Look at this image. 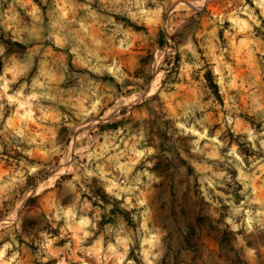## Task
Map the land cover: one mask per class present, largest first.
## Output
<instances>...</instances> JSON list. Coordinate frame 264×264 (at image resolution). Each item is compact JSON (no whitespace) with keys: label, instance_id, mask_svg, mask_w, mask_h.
Segmentation results:
<instances>
[{"label":"rangeland","instance_id":"374dc122","mask_svg":"<svg viewBox=\"0 0 264 264\" xmlns=\"http://www.w3.org/2000/svg\"><path fill=\"white\" fill-rule=\"evenodd\" d=\"M90 18L98 20V30L108 28L121 48L131 41L138 44L139 52L116 76L88 59ZM158 30L165 46L156 44ZM8 35L31 51L6 53L0 39L2 106L5 92L16 84L7 80L10 68L32 82L36 51L44 45L52 51L56 42V142L44 146L54 147L56 160L46 159L39 168L45 169L40 186L52 175L68 176L72 164L92 176L81 185L80 200H97L93 190L99 188L120 198L137 220L139 206L148 201V192L141 194L144 201L139 199L137 187L151 182L156 193L148 196L168 221L171 263L177 264L172 260L177 251L183 264H244L234 252L235 241L231 247L216 246L200 242L197 232L193 245L178 249L182 242L175 227L185 220L184 213L193 222L198 212L211 216L225 232L229 225L237 233L253 222L264 226L255 194L245 189L261 182L264 190V0H0V38ZM205 63L220 99L205 83ZM120 118L123 123L115 129L97 131L98 124ZM7 135L0 130L3 162H10L13 144L20 143ZM235 137L254 154L242 155ZM35 148L30 145L28 151ZM88 194L91 200L83 196ZM63 198L71 201L72 195L66 191ZM56 220V234L66 237L68 228ZM200 226L217 236L221 232L207 219ZM109 227L113 234H131L120 221ZM138 248L139 243L137 258L147 261Z\"/></svg>","mask_w":264,"mask_h":264},{"label":"crops","instance_id":"0c3cea01","mask_svg":"<svg viewBox=\"0 0 264 264\" xmlns=\"http://www.w3.org/2000/svg\"><path fill=\"white\" fill-rule=\"evenodd\" d=\"M95 24L98 20L90 18L89 37L92 44L88 59L93 65H102L107 73L116 76L117 69L124 68L131 58L134 59V53L139 52L138 44L131 41L130 46L121 48L119 41L115 43L110 38L112 32L108 28L98 30ZM231 42L234 45V41ZM52 44V51L46 49L47 45L36 51L38 67L32 82L27 81L26 75L24 80L21 79L23 75L10 68L13 72L7 80L16 81V84L2 97L5 98V105L0 104V130H6L8 138L20 142L13 144L15 155L8 157L10 162L0 160V264H161L162 258L168 254L165 237L168 221L164 213L159 212L155 200L148 196L150 192L156 193L151 182L148 184L146 181L145 188L137 187L141 200L144 196L141 194L148 192V201L145 203L143 200L144 203L139 206L140 216L135 227L138 249L144 252L143 257H147V261L140 263L127 255L132 242L131 234L125 231L113 234L107 229L95 233L93 230L99 217L96 216L99 215L98 207L79 199L81 185L88 184L92 179L89 171L77 170L70 164L68 176L52 175L44 180L46 184L39 185V178L45 170L39 172V168L44 167V160H56L54 147L47 150L44 147L51 143L54 146L56 142V42ZM25 51L30 52L31 47L27 46ZM14 74L16 77L21 75L19 81L16 77L14 79ZM30 145L36 146L33 153L28 151ZM30 158L34 160L27 163ZM36 176L38 178L34 183L32 180ZM248 185L245 189L255 194L258 213L263 215L262 183L252 185L251 189L247 188L251 187ZM66 191L71 193V201L64 200ZM13 210L18 211L9 215ZM60 211H63L64 217L56 216ZM3 217L9 219L3 220ZM56 219H61L59 224L68 228L69 233L64 238L56 234ZM251 224L245 226L243 233L234 232L231 240L236 244L233 249L242 256L241 263L264 264V226L261 221ZM228 227L232 229L231 225ZM198 238L200 242L207 240L220 245L214 233L202 231ZM199 250L203 256L204 245ZM169 264L173 263L170 261Z\"/></svg>","mask_w":264,"mask_h":264},{"label":"trees","instance_id":"16d2710c","mask_svg":"<svg viewBox=\"0 0 264 264\" xmlns=\"http://www.w3.org/2000/svg\"><path fill=\"white\" fill-rule=\"evenodd\" d=\"M129 25H133L135 28H140L139 26H136L132 22L129 23ZM1 41L4 44L5 52L6 53H13L15 51H24L26 49V44L15 40L11 38L9 35L7 37L1 36ZM156 44L157 46H165L166 44V38L164 37L163 33L161 30H158L156 33ZM1 62H2V57L0 56V67H1ZM205 69L203 71V78L205 80V83L207 87L210 89L212 94L217 98L220 99L219 91H218V85L214 79V74L212 69L209 67V64L205 63ZM124 118H120L119 120L107 122V123H101L98 124L97 131L101 132L105 130L106 128H111L115 129L116 127L120 126L123 123ZM230 137L232 138V134H229ZM236 144L238 146V150L242 155H250L254 154L251 148H248L245 146L242 142L236 139L235 137ZM186 171L189 173L191 172V167L187 165ZM91 186V185H90ZM93 194L98 196L97 200H92L93 205H97L100 208V213L99 217L96 220V226L93 228V230L96 232L100 230H105L107 229L110 231L109 225H112L116 222H121V224L124 226V230L126 228L131 229V236L133 239V242L131 243V246L128 250L127 255L129 257H132L133 260H135L137 263H140V260L137 258L136 254L134 253L136 247L138 246V237L136 236L135 232V227H136V219H134L131 215L132 209L126 208L125 206L122 205V201L120 198H117L116 196H112L107 194L105 191L100 190L99 188H95L93 190ZM89 195V194H88ZM83 195L85 197H88L89 200H91L90 195ZM171 208V207H170ZM184 210V209H183ZM203 212H198L194 215L193 222L189 221L187 218V215L184 213V218L185 220L177 221L176 222V233L177 231L179 232L178 238L181 240L182 244L178 247V249L183 245V243H186L185 245H193L192 242V236L195 232H197V235L199 236L200 232H202L201 229V222L205 221L207 219L208 223L210 226L216 227L217 228V223L216 220H212L211 216H203ZM173 216L175 214L173 213ZM177 220V219H176ZM214 221V222H213ZM218 231H221L219 228H217ZM175 232V231H174ZM232 232V236L234 234V230L232 229H227L225 232L222 230L218 236L220 244H226L228 247H231V237L229 238L228 234ZM228 236V237H227ZM226 237V238H225ZM174 239V238H173ZM226 239V240H225ZM135 246V247H134ZM168 253V252H167ZM174 258L172 257V260H175L176 263H179L178 260V255L177 251L174 252ZM170 254H166L162 260L161 264H169L171 261ZM176 257V258H175ZM182 260V258L180 259Z\"/></svg>","mask_w":264,"mask_h":264}]
</instances>
